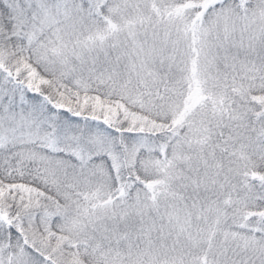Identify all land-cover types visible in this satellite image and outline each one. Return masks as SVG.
Wrapping results in <instances>:
<instances>
[{
    "label": "snow or ice",
    "instance_id": "snow-or-ice-1",
    "mask_svg": "<svg viewBox=\"0 0 264 264\" xmlns=\"http://www.w3.org/2000/svg\"><path fill=\"white\" fill-rule=\"evenodd\" d=\"M0 264H264V0H0Z\"/></svg>",
    "mask_w": 264,
    "mask_h": 264
}]
</instances>
